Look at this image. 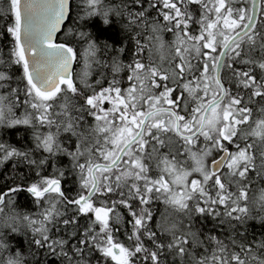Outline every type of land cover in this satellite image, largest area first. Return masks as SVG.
<instances>
[{"label": "snow or ice", "instance_id": "snow-or-ice-1", "mask_svg": "<svg viewBox=\"0 0 264 264\" xmlns=\"http://www.w3.org/2000/svg\"><path fill=\"white\" fill-rule=\"evenodd\" d=\"M0 18V126L30 138L0 141L27 169L0 226L59 264H264V0H0Z\"/></svg>", "mask_w": 264, "mask_h": 264}, {"label": "trees", "instance_id": "trees-1", "mask_svg": "<svg viewBox=\"0 0 264 264\" xmlns=\"http://www.w3.org/2000/svg\"><path fill=\"white\" fill-rule=\"evenodd\" d=\"M105 3H120V0H105ZM96 23L90 24L89 28L97 33L101 40H108L109 43H112L113 40L120 38V26L119 24H113L112 27H108L103 25L98 18H93ZM115 19V18H114ZM0 24H3V19L0 18ZM123 43V41H121ZM120 46V45H117ZM125 60L128 59V54L125 53L123 55ZM110 59V56H109ZM19 114V113H17ZM0 141H7L10 144H13L17 147H20L24 144L30 143V138L28 134L25 133L23 126H17L16 128H6L4 126H0ZM24 173L27 175V169L23 166L19 167L17 172L14 173L13 170V162L7 161L3 164H0V186L4 184L5 178H10L8 180L9 185L12 184V179L15 175L16 182L19 183V174ZM260 187H264L259 182L256 184V189ZM14 204L16 206V210L21 214L26 212H33L35 213L38 209L33 204L32 199L27 196L26 193L24 194H16L13 197ZM155 208L158 209L156 211V216H159L161 212H164V206L159 202L156 203ZM194 229H201L204 232H208L212 229L215 233H219L221 231L220 227H214V222L211 218L200 220L195 219L193 220ZM18 231L12 232L11 229H6L0 226V238L6 239V242L10 245L11 252H16L20 250L26 261L27 264H59V261L51 256H45L43 250H41L38 254H34V246H29V241L31 240V233L27 231L25 226L21 223L17 225ZM248 230L250 234H255L257 239H259L260 235L264 233V227H262L261 223L257 219H253L248 221ZM27 233V234H26ZM7 253H0V260H2Z\"/></svg>", "mask_w": 264, "mask_h": 264}]
</instances>
